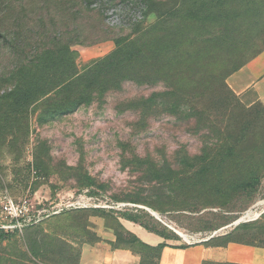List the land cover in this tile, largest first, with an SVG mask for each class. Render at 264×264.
<instances>
[{"label":"rangeland","instance_id":"1","mask_svg":"<svg viewBox=\"0 0 264 264\" xmlns=\"http://www.w3.org/2000/svg\"><path fill=\"white\" fill-rule=\"evenodd\" d=\"M149 1L0 0V227L10 221L6 200H28L43 216L32 227L3 230L0 264H80L82 249L104 231L114 234V249L158 264L159 251L123 227L132 219L154 226L164 244L264 249V169L245 191L238 185L247 174L235 161L201 171L232 146L264 159V99L254 88L238 95L229 83L264 53V20L243 18L238 6L218 24L207 8L188 18L198 0ZM159 22L172 58L143 67V83L126 79L87 93L86 84L70 92L60 86L18 103L24 77L39 78L41 94L67 78V44L76 79L114 53L117 41ZM52 51L58 72L45 68ZM76 99L79 107L54 111Z\"/></svg>","mask_w":264,"mask_h":264},{"label":"trees","instance_id":"2","mask_svg":"<svg viewBox=\"0 0 264 264\" xmlns=\"http://www.w3.org/2000/svg\"><path fill=\"white\" fill-rule=\"evenodd\" d=\"M239 1L242 4H238ZM198 0L196 5L194 6V9H192V13L188 15V18L194 19L196 18L197 10H200L203 8H207L208 10L205 12L212 14L210 17L213 19L212 21H218L219 23H222L223 15L227 16L233 11L234 9H237L238 6L241 7L243 13V18H256L257 20H264V0ZM149 0H145V3L148 5ZM150 5H153L152 3H149ZM242 5H244V8H242ZM172 16H175V13L169 11L164 16H166L167 19H171ZM162 22L157 23L154 27L144 31L141 33V35L133 40H119L117 41V50L112 53L109 57L101 61L100 63L96 64L92 69L88 70L85 74L82 76H79L75 79V77L78 75L76 70V65L74 63L73 54L70 51V45L64 46V48L61 49L62 52H64L66 61L64 64L67 66V78L64 80H54V84H52V87L47 90V93L40 91L43 89L44 84H40L39 78H25V87L22 90V92L18 95V103L21 105H28L33 101L34 99H39L45 96V94H49L50 92H53L55 89L59 88L60 86L63 87V92H70V90H73L78 85L86 84V87L83 88L82 93H87L91 90H93V87L95 85V88L100 87L101 85H104V87L109 90L111 87H120L121 82L130 79L135 82L143 83L147 79L144 78V72L143 67H151L155 68L157 67L161 62L156 63L158 59L160 58H172L171 49L169 47V43H166L165 36L161 35L159 33V26L162 25ZM260 55H257V57ZM58 56L55 51L51 52L50 57H46V61L48 62V66L45 68H48L46 70H53L54 72H58L60 70V65L62 62H58ZM254 60V59H253ZM65 77V76H64ZM44 79V78H42ZM31 80V81H30ZM49 83V79L46 80ZM87 82V83H86ZM103 89V90H106ZM102 90V91H103ZM157 98V95L153 96L148 100L147 104L150 103L151 105L155 104V99ZM162 99V98H161ZM34 100V101H35ZM82 104L78 99H76L75 102L71 103L69 100H66L65 102L61 103L58 108H54V111L56 109H60L62 112H66L72 108L79 107ZM146 105V104H145ZM231 147V146H230ZM264 145L263 147H259L258 151H260L261 155L264 154ZM225 150V149H224ZM232 161H235L239 164L241 169L245 170V173L247 174L248 180L245 182H242L238 185L239 189L242 190H248L250 188L255 187L260 182V177L257 175L261 173V170L264 169V159L260 158L259 160L254 155H247L243 154L242 151H236L235 146H232L230 150L227 151H218L215 154V158L211 160V162L208 163L209 166L204 165L201 169V171L209 172V168L212 169H218L220 167H224L226 164L231 163ZM222 169V168H221ZM153 218H150V221H152ZM130 222H133L135 224L140 225L147 231L161 235L159 230H157L154 226H150L149 224L145 223H138L135 219L129 220ZM32 227V226H31ZM29 228V227H28ZM133 235V234H132ZM135 236V235H134ZM136 237V236H135ZM228 237V236H227ZM8 238V234H6L3 230H0V241ZM137 241L145 246V243H143L140 239L136 237ZM215 239H212L211 241H214ZM117 242V241H116ZM228 243H231L229 241ZM227 243V244H228ZM237 243V242H235ZM167 244H160L158 247H150L149 248L153 250H158L161 256L162 250L167 247ZM187 247V246H182ZM224 247V246H222ZM131 250V249H128ZM160 259V257H159ZM143 263V259L141 264ZM159 264V263H158ZM207 264V263H206Z\"/></svg>","mask_w":264,"mask_h":264},{"label":"crops","instance_id":"3","mask_svg":"<svg viewBox=\"0 0 264 264\" xmlns=\"http://www.w3.org/2000/svg\"><path fill=\"white\" fill-rule=\"evenodd\" d=\"M229 83L238 95L257 89L264 99V53L251 61L229 78ZM123 227L150 247L165 243L161 237L130 221H121ZM101 242L82 249L80 264H141L140 255L128 249H114L116 238L111 232L101 233ZM159 259V264H264V249L237 243L227 247L209 248L187 246L168 242Z\"/></svg>","mask_w":264,"mask_h":264},{"label":"built area","instance_id":"4","mask_svg":"<svg viewBox=\"0 0 264 264\" xmlns=\"http://www.w3.org/2000/svg\"><path fill=\"white\" fill-rule=\"evenodd\" d=\"M2 214L9 219V223L2 225L0 230L15 231L34 226L42 221V212L37 211L28 200L15 203L13 200H6L2 204Z\"/></svg>","mask_w":264,"mask_h":264},{"label":"water","instance_id":"5","mask_svg":"<svg viewBox=\"0 0 264 264\" xmlns=\"http://www.w3.org/2000/svg\"><path fill=\"white\" fill-rule=\"evenodd\" d=\"M153 215H154V214H153ZM246 219H247V217L244 216L243 218H241L240 220H238V221L234 224V226H239V225L242 224V223H246ZM215 235H217V233H216ZM215 235L212 236L211 238H209V240L213 239V238L215 237ZM207 241H208V240H207Z\"/></svg>","mask_w":264,"mask_h":264},{"label":"bare ground","instance_id":"6","mask_svg":"<svg viewBox=\"0 0 264 264\" xmlns=\"http://www.w3.org/2000/svg\"><path fill=\"white\" fill-rule=\"evenodd\" d=\"M259 206H263V207H264V201H263V202H260V203H259ZM246 215L249 216V217H251L252 213L249 212V213H247ZM155 216H158V215H155ZM180 234H181V236H183V238H184V234H182V233H180ZM185 240H189V237H188V239H185Z\"/></svg>","mask_w":264,"mask_h":264}]
</instances>
